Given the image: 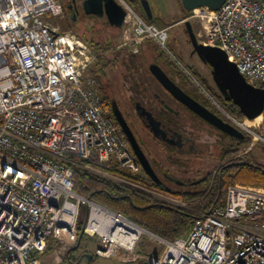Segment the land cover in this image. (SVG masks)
<instances>
[{
	"label": "built area",
	"instance_id": "obj_1",
	"mask_svg": "<svg viewBox=\"0 0 264 264\" xmlns=\"http://www.w3.org/2000/svg\"><path fill=\"white\" fill-rule=\"evenodd\" d=\"M117 1L127 13L118 49L136 52L151 39L173 56L168 29ZM64 17L62 0H0V264H41L54 241L58 254L66 255L78 242L85 206L83 233L100 258L264 264V188L230 186L223 205L174 241L76 193L73 167L80 163L125 186L127 181L108 173L112 167L134 176L143 170L104 105L92 50L54 23ZM196 18L202 24L199 43L226 52L248 83L264 88V0H227L218 11L194 10L182 23ZM196 84L232 126L251 137V149L264 145V112L254 120L233 116ZM143 231L156 237L161 252L142 251Z\"/></svg>",
	"mask_w": 264,
	"mask_h": 264
},
{
	"label": "trees",
	"instance_id": "obj_2",
	"mask_svg": "<svg viewBox=\"0 0 264 264\" xmlns=\"http://www.w3.org/2000/svg\"><path fill=\"white\" fill-rule=\"evenodd\" d=\"M130 3L132 6H135L132 1H130ZM135 10L147 22H157L156 19L147 17L145 12L140 11L139 8H135ZM184 12L185 15L183 14L181 20L187 19L191 14L185 9ZM151 13L153 14L152 9ZM84 25L90 29L91 27L94 28L96 24L89 21ZM113 29L116 31L119 30L117 28ZM64 30H66V28L63 29V32L69 33L65 32ZM78 37L82 39L84 43L86 42L90 46V49L96 56L98 70H96L95 73L93 72V74L99 84L100 91H102V79L105 76V71L108 67L107 65L117 58V54H119L120 51L117 53L111 52L110 49L114 46L113 43L98 44L91 42L92 40L86 39L85 37ZM146 43L142 45L141 48H146L147 44L154 48L159 61L157 64L161 66V68L179 87L187 88L189 85H192V81L187 76V74L178 66V64L169 56L166 51L159 47V45L154 40H150L147 44ZM122 54L126 55V60L125 62L120 61V64L127 68L130 74H132L131 82L135 86L138 82H134L133 80L137 78V76L134 75V72L137 71L136 66L139 62H137V59H134L135 56L133 54H130L127 51H123ZM114 62H119V60H114L112 63ZM187 70L193 75L199 84H201L208 92H210V94L221 107H223L233 116L239 118L245 117L234 104H228L226 100H223V98H217V96L212 93L209 87L203 84L204 81L196 72L193 73L189 69ZM151 79L153 81L155 80V78L152 76ZM151 79L146 77L143 79L147 87H152V83L150 82ZM189 90L197 92L193 89ZM243 135L244 138L241 141L232 138V142L229 143L224 141V138H215L216 141L219 140L216 143L222 147V162L225 161V163L219 167L215 174L210 173L209 176L204 178L205 186L202 189L191 191H167V193H169L174 198L186 202L187 207L173 205L157 197L146 194L136 188L119 184L107 177L86 169L85 165L87 163H80L79 166L73 167L75 174V191L77 194L87 200L102 205L111 211L125 215L127 218L139 224L147 231L158 235L167 241H174L177 238L184 236L188 232L190 226L196 221L201 220L203 215L209 212L213 207L223 205L225 203L227 190L230 186L240 184L244 186L264 188V166L248 159V157L251 155V152L238 156L241 152H245L251 144V137L245 133H243ZM237 141H239V145L236 146ZM167 150L171 152V156H169L168 160H175L174 162H171L174 166H182L180 164V162H183L182 156L178 155V152H181V150L176 149L175 151H172L171 148H168ZM108 173L118 178L143 184L152 190H159L156 185H154L152 182H149L148 177L145 175H141V177L134 176L130 172L121 170L117 167H112ZM189 187H192L193 189L198 188L194 185H189ZM87 216V207H82L78 223V242L76 246L70 249L66 254L67 259L72 264H78L80 259L83 258V256H86L88 253L93 255L91 262L97 258L92 251H89V242H91V239L89 236L83 233ZM57 246L58 242L54 241L49 244L48 249H54ZM74 252H81L79 259L74 258ZM136 263L137 262L129 264Z\"/></svg>",
	"mask_w": 264,
	"mask_h": 264
},
{
	"label": "rangeland",
	"instance_id": "obj_3",
	"mask_svg": "<svg viewBox=\"0 0 264 264\" xmlns=\"http://www.w3.org/2000/svg\"><path fill=\"white\" fill-rule=\"evenodd\" d=\"M64 3V6L66 7L67 0H62ZM128 4L132 6L130 1H134L136 6L140 9V11H144L143 7V1L145 0H125ZM149 3L150 9L161 19V22L154 23L156 26H158L161 29H168L169 33V49L174 56V58L177 59V61L183 66L181 67L173 58V56L169 55L177 64L178 66L187 74V76L192 81V85H189L187 89H193L197 92H203L199 86L196 85L195 81L189 76L191 74L187 69H189L191 72H196L199 77L204 81L203 84H205L207 87L216 89L215 84L212 80L211 75V68L204 64L200 58L193 54V47L189 41L188 35L186 34L184 23H182V12L183 9L181 7V2L179 0H146ZM133 8L135 6H132ZM67 8V7H66ZM65 8V10H66ZM136 8V7H135ZM134 8V9H135ZM136 11V10H135ZM137 12V11H136ZM140 15V14H139ZM185 15V12H184ZM191 15V14H190ZM141 16V15H140ZM190 17V16H189ZM54 23L60 27V29L65 32H69L71 34L81 37H85L86 39L92 40L91 42H95L98 44H110L113 43L114 46L110 49L111 52L117 53L120 51L119 54H117V58L114 60H119V62L109 63L107 66V69L105 71V76L102 79V84L105 88L112 87L114 90L118 89V85L120 86L119 82L124 80V75L127 74L126 70L120 64V61L125 62L126 55L122 54L123 51H127L125 48L118 49V39L121 34V30H115L112 28H109L111 31H108V29L103 28L99 26L98 24L95 25V27H91L90 29L85 26V23H76L72 24V17L67 10L65 11V17L64 19H57L54 20ZM192 27L194 30V33L197 37V35L200 33L202 29V24L200 22V19L196 18L195 20H191ZM104 30H107L108 32H104ZM108 34V35H107ZM79 40L84 42L82 39L78 37ZM151 39H148L141 43L140 46H137L135 50L136 52H129L130 54H137V58H142L140 61H145V66L147 64L155 63L157 64L158 57L154 50V48L151 45H148V41ZM107 41V42H106ZM147 42V43H146ZM147 44L146 48H141L142 45ZM85 44H87L85 42ZM88 45V44H87ZM89 46V45H88ZM90 47V46H89ZM95 56V55H94ZM95 61L93 62L92 70L95 73L96 70H98V66L96 63V56L94 57ZM164 64V63H162ZM158 65V64H157ZM185 68V69H183ZM187 70L189 74L185 71ZM192 75V74H191ZM193 77V75H192ZM194 78V77H193ZM120 90V89H119ZM206 95V94H205ZM207 96V95H206ZM220 113V112H219ZM212 138V137H210ZM206 138L204 137L200 142H198V151L200 153H190L186 151L178 152V155L182 156L183 162L180 164L182 166H174L170 161L168 160L169 156H171V152H169L167 149H162L161 147L158 148L154 145L151 146V153H150V159L156 169L163 168L165 171H167L172 176L182 179L189 182H196L203 177L206 178L209 176L210 173L215 174L219 167L225 163L222 162V147L215 142V138ZM228 143V141H227ZM249 146L245 152H241L238 156H241L243 154H246L248 152H251V155L248 157V159L252 162L260 163L264 166V145H257L254 146L252 149ZM172 151H175L174 147H171ZM178 151V150H177ZM177 155V154H176ZM144 175V173H142ZM141 177V176H138ZM122 179V178H120ZM128 182V185L130 187H141L147 189V192H152V195H157L160 198L171 200L179 203V205H186L187 203L183 200L174 199L173 196H171L169 193L166 192H160V191H154L150 188H147L143 184L134 183L131 181H128L126 179H123ZM132 184V185H131ZM138 185V186H137ZM205 186V183L199 186H195L198 188L193 189L192 187H186V188H179L174 186V190H183V191H191V190H200ZM143 190V189H141ZM142 251L144 252H161L162 248L158 244V241L156 237L152 236L151 234H143L142 236ZM96 243L95 242H89V250L95 252V260L91 262L86 256H83V258L80 259L78 264H125L117 259H107V258H100L96 255ZM89 255H92L91 253H88ZM74 258L79 259L81 256V252H74ZM46 259L44 260V264H72L69 260H63L60 257H55L53 255V252L50 254H47ZM138 264V263H136Z\"/></svg>",
	"mask_w": 264,
	"mask_h": 264
},
{
	"label": "flooded vegetation",
	"instance_id": "obj_4",
	"mask_svg": "<svg viewBox=\"0 0 264 264\" xmlns=\"http://www.w3.org/2000/svg\"><path fill=\"white\" fill-rule=\"evenodd\" d=\"M85 1L86 0L66 1V10L72 17V24L90 21L98 24L102 29H108V31H111L109 28H115L110 25L106 17L99 18L94 15H87L83 9ZM108 31L104 30V32ZM126 50L131 52L128 49ZM137 54H133L135 56L134 59H137V62H139L136 66L137 71H135L138 73L134 72L137 78L133 80L134 82H138L135 86L131 82L132 74H130L129 70L125 67L124 69L127 74L124 75V80L121 79L119 82L120 86L118 85V89L114 90L112 87L105 88L102 85L103 90L101 91V96L107 111L113 117L118 130L127 143L129 144V137H127V135H130L131 139H134L137 146L147 156L159 179V184H157L147 176L150 181H153L154 185L163 191H173L174 186L176 188H186L189 187V185L199 186L204 184V177L196 182H189L172 176L163 168L156 169L150 159V153L152 151L151 146L154 145L165 150L174 147L181 151L200 153L201 151H198V142L204 137L224 138V141H228V143L232 142V137L222 133L219 129L188 110L183 104L174 100L156 80L153 81L151 79L152 74L150 72V66L155 63L145 66V61H140L142 58H137ZM145 77L151 79L150 82L152 83V87H147L143 80ZM215 87L216 89L210 88L212 93L216 95L217 98H223L225 101V96L217 88L216 84ZM182 89L204 108L223 121L229 123L205 94L193 92L187 88ZM208 93L210 94V92ZM226 102L228 104L231 103L227 100ZM123 125L126 127L125 131ZM238 140L241 141L242 139ZM218 141L219 140H215V142ZM239 141L236 142V146L239 145Z\"/></svg>",
	"mask_w": 264,
	"mask_h": 264
},
{
	"label": "water",
	"instance_id": "obj_5",
	"mask_svg": "<svg viewBox=\"0 0 264 264\" xmlns=\"http://www.w3.org/2000/svg\"><path fill=\"white\" fill-rule=\"evenodd\" d=\"M180 1L183 8L191 13L201 8H208L210 11H218L227 0ZM143 7L148 17L152 18L150 6L146 0L143 1ZM83 9L87 15H94L99 18L106 17L110 25L115 28L122 27L127 15L125 9L117 0H86L83 4ZM184 26L193 47V54H196L204 64L211 68L213 80L226 100L234 104L245 118L254 120L260 117L264 112V88L255 87L248 83L246 78L240 74L237 65L229 60L226 52L220 48L205 46L199 43L191 21H185ZM178 64L183 67L180 63ZM150 72L165 91L171 95L174 100L183 104L188 110L192 111L226 135L237 139L244 138L241 131L223 121L188 95L168 76L161 66L157 64L151 65ZM189 76L196 83L192 75L189 74ZM123 129L124 131L126 130L124 125ZM127 137H129L131 149L145 174L155 183L159 184V179L145 153L137 146L134 139H131L130 135H127ZM87 258L91 260L93 256L87 254Z\"/></svg>",
	"mask_w": 264,
	"mask_h": 264
},
{
	"label": "crops",
	"instance_id": "obj_6",
	"mask_svg": "<svg viewBox=\"0 0 264 264\" xmlns=\"http://www.w3.org/2000/svg\"><path fill=\"white\" fill-rule=\"evenodd\" d=\"M133 3H134V1H132ZM179 2H181L180 0H179ZM135 4V3H134ZM135 6H136V4H135ZM181 7H182V9H183V6H182V4H181ZM136 8H138L137 6H136ZM183 14H184V9H183V12H182ZM152 14V13H151ZM183 14H182V16H183ZM146 16L148 17V15L146 14ZM151 19H156L157 20V22H161V19L153 12V14H152V18ZM182 22V21H181ZM216 108V107H215ZM217 109V108H216ZM230 124V123H229ZM143 173H144V175L145 176H147L146 174H145V172H144V170H143ZM149 180V179H148ZM149 182H152L153 183V181H150L149 180ZM152 190V189H151ZM161 190L162 189H160L159 188V190L158 191H160L161 192ZM154 191H156V190H154ZM162 192H166L167 193V191H162ZM145 193V192H144ZM146 194H148V193H146ZM149 195H152V194H149ZM153 196V195H152ZM155 197V196H154ZM158 198V197H157ZM160 199V198H159ZM161 200H163V199H161ZM165 201V200H164ZM167 202V201H166ZM169 203V202H168ZM89 251H91V250H89ZM53 252V255L55 256V257H60L61 259H63V260H68L67 259V257H66V255H59L58 254V251H57V247H55L54 249H48L46 252H45V254L43 255V257H42V259H41V264H44V260L46 259L45 257H46V255L47 254H50V253H52ZM93 252V251H92ZM93 254H95V252H93ZM93 256V255H92ZM118 260V259H117ZM118 261H120V262H122L121 260H118ZM122 263H124V262H122ZM125 264H127V263H125Z\"/></svg>",
	"mask_w": 264,
	"mask_h": 264
},
{
	"label": "bare ground",
	"instance_id": "obj_7",
	"mask_svg": "<svg viewBox=\"0 0 264 264\" xmlns=\"http://www.w3.org/2000/svg\"><path fill=\"white\" fill-rule=\"evenodd\" d=\"M160 47V46H159ZM161 48V47H160ZM205 89V88H204ZM208 92V91H207ZM217 102V101H216ZM218 103V102H217ZM215 106V105H214ZM129 145V144H128ZM129 147H130V149H131V146L129 145ZM132 150V149H131ZM133 152V151H132ZM133 155H134V153H133ZM134 157H135V155H134ZM135 159H136V157H135ZM137 160V159H136ZM138 162V161H137ZM139 163V162H138ZM140 165V164H139ZM141 166V165H140ZM142 168V167H141ZM143 170V169H142ZM139 184V183H138ZM138 186V185H137ZM130 187V186H129ZM132 188H134V187H132ZM137 189V188H136ZM138 190H140V189H138ZM145 233H147L148 235L149 234H151V233H149V232H147V231H143V234H145ZM152 235V234H151ZM153 236V235H152ZM155 237V236H154Z\"/></svg>",
	"mask_w": 264,
	"mask_h": 264
}]
</instances>
